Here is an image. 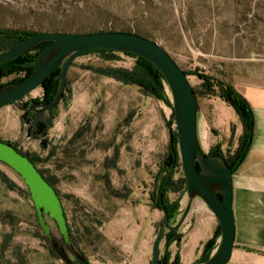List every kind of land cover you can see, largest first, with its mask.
<instances>
[{"label": "rangeland", "instance_id": "1", "mask_svg": "<svg viewBox=\"0 0 264 264\" xmlns=\"http://www.w3.org/2000/svg\"><path fill=\"white\" fill-rule=\"evenodd\" d=\"M0 28L133 32L160 43L188 73L198 70L235 89L264 82V0H0ZM117 55V60H104L89 53L74 60L61 101L40 113L50 123L43 138L27 133L23 111L14 104L0 108V139L47 158L37 166L61 196L73 246L89 264L132 262L146 234L151 241L162 222L148 195L166 154L171 110L134 85L88 69L134 64L132 57ZM188 78L199 89L200 80ZM42 95L38 87L21 104L40 101ZM197 101L204 150L217 145L223 154L232 152L242 131L238 115L217 96L199 94ZM1 174L7 181L0 176V264L76 261L73 251L64 248L61 257L57 249L63 247L43 238L17 175L0 163ZM181 176L179 166L174 177ZM177 194L170 193V200ZM186 199L182 192L181 211ZM50 225L54 241L57 232Z\"/></svg>", "mask_w": 264, "mask_h": 264}, {"label": "water", "instance_id": "2", "mask_svg": "<svg viewBox=\"0 0 264 264\" xmlns=\"http://www.w3.org/2000/svg\"><path fill=\"white\" fill-rule=\"evenodd\" d=\"M42 42H49L36 56L31 73L19 83L7 84L0 88V108L14 104L21 111L35 109L49 110L62 99L66 88L67 75L71 64L89 50L106 49L129 52L149 61L165 79L172 103L174 124L177 133L178 154L186 181V201L174 224L164 220L151 243V264H164L160 251L167 231L177 232L192 210L195 199L201 200L214 214L220 226V241L208 260L199 264H227L231 258L234 242V217L232 211V170L222 155H208L199 135V103L184 70L177 64L164 47L142 35L120 31H99L89 33L39 31L29 35L18 45L0 52V64L14 59ZM58 88L48 103L31 100L28 106L21 104L33 90L41 87L53 71ZM0 163L10 169L21 180L29 193L31 203L44 236L54 238L63 247L57 250L63 257L64 248L74 252L68 235L66 219L61 200L55 189L44 179L33 163L18 152L11 144L0 140ZM165 249L168 242L164 243Z\"/></svg>", "mask_w": 264, "mask_h": 264}, {"label": "trees", "instance_id": "3", "mask_svg": "<svg viewBox=\"0 0 264 264\" xmlns=\"http://www.w3.org/2000/svg\"><path fill=\"white\" fill-rule=\"evenodd\" d=\"M33 33L35 32L25 29L0 28V52L18 45ZM48 43L49 42H42L30 49L29 51L25 52L24 54L0 64V79L4 77L14 76L6 82L0 83V88L7 84L22 82L31 73L32 64L36 56L45 46L48 45ZM89 53H97L101 55L104 60H117V54L119 53L132 57L134 59V64L130 68L105 66L88 67V69L92 70L98 75L113 78L121 82L122 84L134 85L139 89V91L143 95L153 97L157 100L162 101L171 110L167 123V125L169 126V138L167 143L166 154L162 163L159 165L156 173L153 175V185L148 196L151 207L159 210L162 213L161 224L164 220H168L169 224H174L177 220L178 215L181 213L179 201L181 193L185 192L186 190V181L184 175L176 179L174 177L176 168L182 165L178 154L177 133L174 124V116L168 85L161 73L158 71V69L154 67L149 61L138 55L129 52L106 49L89 50L81 55ZM184 72L187 76L194 75L200 80L199 89L193 87L196 98H198L199 94L203 96H217L225 104L232 107L235 113L238 115V118L242 125V131L237 138V144L235 149L232 152H228V154H223L219 147L216 145L211 147L210 150L207 152L208 155H222L227 165L231 168L233 174L235 173L238 166L241 164L244 157L246 156L252 142L255 126L254 113L252 107L247 101V99L242 94H240L234 88L233 85L228 84L221 79H217L198 70H194L192 71V73H188L185 70ZM58 73L59 69H56L51 73L49 77H47L43 81L41 85V88L43 89V95L40 102L48 103L52 100L58 88V81L56 79ZM22 105L28 106L29 103H24ZM55 107L56 106L49 109V111L54 109ZM45 111L47 110H43L41 108L33 111H23L21 115L22 122L27 125V133L30 136H33L35 138H43L45 136L46 131L50 126V123L47 119H43L40 117V113ZM130 117L131 116L129 115L128 118ZM1 141L11 144L18 152L25 155L37 168V170L44 177V179H46V181L54 188L50 177H48L45 172H43L37 166V163H42L44 162V160L46 161L47 158L42 159L41 157H39V155L23 152L14 143L9 142L7 140ZM42 145H45L43 140ZM47 156L49 158L51 156L50 153H48ZM0 176L4 180V182L7 181V178L3 174H1ZM21 191H23L27 196H29V193L25 187H22ZM55 191L57 192L56 189ZM170 193L178 194L176 195L175 199L170 200ZM58 197L61 200V196L59 194ZM63 213L66 219L68 235L70 239L73 240V236L71 234L70 227L67 222L64 208ZM218 237H220L219 224L217 225L212 237H210L203 244L201 253L202 262L208 260L209 257L213 254L212 251L217 246L216 239ZM43 238L45 239L46 237L43 236ZM180 238L181 234L178 231L173 232L169 230L164 235V239L166 242H168V245L171 242H175L177 248H179ZM73 248L74 254L78 256V258L76 261H72L69 264H89L87 259L81 254V252L75 249L74 246ZM163 258L164 264H180L178 251L171 255L166 248L163 254Z\"/></svg>", "mask_w": 264, "mask_h": 264}, {"label": "crops", "instance_id": "4", "mask_svg": "<svg viewBox=\"0 0 264 264\" xmlns=\"http://www.w3.org/2000/svg\"><path fill=\"white\" fill-rule=\"evenodd\" d=\"M236 90L251 105L255 126L250 148L233 173L234 242L227 264H264V82L247 84ZM217 225L211 210L195 199L178 230L181 234L179 248L171 242L167 250L171 255L178 251L180 264H199L203 244L212 237ZM152 240L147 233L135 258L124 264H150ZM219 241L220 237L216 239L217 246Z\"/></svg>", "mask_w": 264, "mask_h": 264}, {"label": "flooded vegetation", "instance_id": "5", "mask_svg": "<svg viewBox=\"0 0 264 264\" xmlns=\"http://www.w3.org/2000/svg\"><path fill=\"white\" fill-rule=\"evenodd\" d=\"M48 241L50 242V244L51 245H53V246H56V247H60V248H62V246L61 245H58L57 243H56V241H55V239H54V241L53 240H51V237L48 239ZM71 242H72V240H71ZM58 250V249H57Z\"/></svg>", "mask_w": 264, "mask_h": 264}, {"label": "bare ground", "instance_id": "6", "mask_svg": "<svg viewBox=\"0 0 264 264\" xmlns=\"http://www.w3.org/2000/svg\"><path fill=\"white\" fill-rule=\"evenodd\" d=\"M191 83V82H190ZM184 204V203H183Z\"/></svg>", "mask_w": 264, "mask_h": 264}]
</instances>
